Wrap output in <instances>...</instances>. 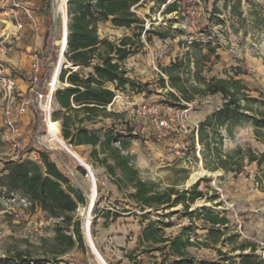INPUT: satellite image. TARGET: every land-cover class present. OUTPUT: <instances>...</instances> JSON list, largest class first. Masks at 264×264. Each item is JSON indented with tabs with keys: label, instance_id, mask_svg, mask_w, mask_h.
<instances>
[{
	"label": "trees",
	"instance_id": "obj_1",
	"mask_svg": "<svg viewBox=\"0 0 264 264\" xmlns=\"http://www.w3.org/2000/svg\"><path fill=\"white\" fill-rule=\"evenodd\" d=\"M145 0H69L66 6L67 37L64 62L58 75L63 85L54 92V99L60 110L51 113V120L61 124L63 142L69 147L89 146L92 166L103 167L118 187L128 186L131 190L129 198L141 212L143 220H149L142 230V238L158 247L149 246L140 254L157 252L159 259L153 264H264V260L253 259L242 253L249 250L252 254L256 247L241 242L237 246V235L219 232V228L227 227L229 222L225 216L214 215L208 211L190 210L191 206L205 195L195 186L178 190L174 187L161 189L158 182L142 180L134 166L135 157L127 150L133 128L124 120L119 128L121 114L108 111L116 92L129 91L137 94H153L156 90H148L150 84H140L128 78L124 62L137 54L143 47L142 36L150 41L152 36L166 39L164 32L147 30L144 22L137 16L134 8ZM153 7L164 8V14L178 10L177 0H148ZM239 1V0H238ZM217 11V10H215ZM110 23L114 28L129 31L130 35L114 41L101 39L98 35V25ZM56 29L46 32L43 51L39 56L43 73L37 76L36 93L50 80L53 66L58 63L59 53L53 44ZM198 42L187 44V52L182 58L170 62L168 66H159L161 75L157 83L164 92L159 104L167 109L184 110L196 98L219 97L221 106L201 122L196 129V141L202 148L201 157L204 167L215 172L238 175L242 172L246 158L248 164L255 163L258 170L264 167V152L255 155L250 149L237 147L231 152H223L225 137L220 133L224 129L228 136L231 129L243 125L252 127L255 138L264 144V102L261 98L250 96V89L240 79L247 74L245 66H231L225 70V76L205 78L202 76L204 63L210 55H214L220 46L206 47L207 55H202ZM192 61V67H190ZM92 72L81 76L75 70ZM108 85H112L110 89ZM36 115H38V112ZM40 117H38L39 119ZM108 120V123L105 122ZM127 131V132H126ZM194 146V140H191ZM2 137L0 135V145ZM25 154H36V159L28 155L18 160H8L0 171V192L8 197H17L23 201L32 212H38L45 220L52 222L51 236L42 238L41 244L33 251H17L0 258V264H88L78 262L72 255L79 253L93 260L87 245L82 220L77 215L78 206L86 204L83 192L77 188L68 174L59 171L56 164L49 159V154L55 153L65 164V160L75 163L76 169L86 175V171L66 151L63 153L42 152L34 145H29ZM98 182V181H97ZM258 183H264V174L257 177ZM98 187V186H97ZM101 188V187H98ZM97 205L93 204V208ZM178 206L189 218H196L209 225L208 235L204 241L191 242L186 236L188 228H183L180 234L164 237L163 228L171 227L164 219L170 218L164 212ZM159 220H150L151 214ZM158 213V214H157ZM175 212L173 214H176ZM161 214V215H160ZM104 222L114 221L118 212H101ZM96 217L90 224L94 234ZM105 226V225H104ZM231 245L229 253L217 250L218 258H195L188 248L197 245ZM239 252L236 258L231 253ZM135 251L129 252L126 258L131 264H141Z\"/></svg>",
	"mask_w": 264,
	"mask_h": 264
},
{
	"label": "rangeland",
	"instance_id": "obj_2",
	"mask_svg": "<svg viewBox=\"0 0 264 264\" xmlns=\"http://www.w3.org/2000/svg\"><path fill=\"white\" fill-rule=\"evenodd\" d=\"M177 1L179 8L171 14H164L163 7L157 9L148 0L134 8L147 30L164 32L169 36L166 39L152 36L150 41L146 40V36H142V49L124 62L128 78L140 84H150L148 90H156V93L137 94L128 90L118 91L109 110L122 115L119 119L120 129L125 132L121 125L124 120L129 123L128 129L133 128L130 147L142 157L147 166L153 167L155 170L159 168L168 170L159 181L155 179L161 189H166L167 185L178 181L182 183L177 188L178 190L189 189L198 184V190L205 197L196 201L190 210L208 211L214 215L225 216L229 222L228 226L218 229L219 232L225 233L224 238L233 234L237 235L234 246L241 242H247L256 247L254 254L246 250L242 253L244 256L264 260V183L257 182V177L264 174V167L258 170L255 163L248 164L245 158L242 172L238 175L225 173L222 170L215 172L207 170L202 162V148L196 141L195 131L206 117L221 106V99L219 97H198L184 110L167 109L159 104V101L163 99L164 92L159 89L157 83L161 75L159 66H168L170 62L176 60V57L182 58V54L187 52V44L198 42L202 55L210 54L206 49L208 45L220 46V49H217L215 53L219 59L216 60L214 55H210L208 61L204 63L203 77L207 79L212 76L221 78L225 76L224 71H228L231 66H245L247 74L241 76L240 79L250 89L251 97L261 98V101L264 102V0ZM44 2H46L44 5H35L37 0H14L13 3L4 4L0 0V33L6 29L4 39L0 37L4 55L15 51L23 52V44L27 45L32 36L36 40V28L32 27V23L29 21L32 16L30 12L37 14L42 12V8H46L51 25H53L52 28L56 29L53 44L60 54L59 42L63 35L64 23L67 24V0H44ZM130 34L129 31L122 28L112 27L110 23L98 25V35L101 39L114 41ZM40 53L39 47H35V51L31 53L36 55L35 61H40ZM63 62L64 59L61 66ZM0 64L5 66L1 57ZM56 67L57 64L53 66L49 82L43 87V91L46 92L44 98L46 102L50 100L49 83ZM190 67H192V61ZM75 71L81 76L92 72L90 69ZM20 73L18 72L16 75ZM22 74L24 75V73ZM23 80L29 82L30 77L26 76ZM63 85L65 86V84ZM108 87L113 89L112 85H108ZM56 89H58V85L55 86L51 94L52 100ZM23 95L33 100L32 92ZM50 106L51 115L58 108L52 102ZM34 107L33 105L30 109L35 115V124L30 123L22 135H17L16 128L14 131L8 130L0 119V135L2 137L0 171L8 160H18L27 155L30 158L36 157L35 153H24L29 145H34L42 152L50 150L63 153L66 151L64 148L66 147L69 150V152L66 151L67 153L70 155L75 153L78 160L82 162L81 165L79 163L81 168L86 171L84 165H87L94 175L96 187L93 204L97 205L90 210L91 179L87 177L88 181L84 184L78 179L86 204L78 206L76 213L82 220L84 232L86 223L90 222L91 224L96 217L94 234L91 233L89 226L90 239L94 248L105 264H119L117 256L110 253L109 247H106V251L99 250L100 247L96 246L94 236L100 232L101 225L106 226L109 223V221L105 223L99 216L105 208L110 207L120 212L136 209L129 198L130 188L121 186L122 194L116 196L118 185L114 179L110 180L113 194L110 193L107 200L103 201L106 197V191L101 192L104 183L103 177L106 174L105 169L100 166H92L89 148H69L63 142L61 126H59L61 144L54 141L51 135H48L45 123L42 122L39 114L36 115L35 111L40 112L41 115L43 112ZM38 117L40 118L38 119ZM105 122L108 123V120ZM220 133L225 137L223 152H231L237 147L243 150L250 149L255 155L264 152V144L255 138L252 127L249 125L232 128L229 136L224 129H221ZM37 139L41 145L37 143ZM192 139L194 146L191 143ZM14 144L17 145L16 148H13ZM59 162L58 166L62 173L68 174L72 178L68 168L74 170L75 163L68 159L65 160V164L60 159ZM167 165L171 167H167ZM175 166H181L180 169H176L181 171L177 173L179 178H175V169H173ZM183 168H187L186 175L182 173ZM78 173L81 174L79 171ZM194 173L197 174V178L192 182L191 176ZM79 174L74 175L79 177ZM175 212L178 213L173 214ZM164 214H172L167 221H164L171 224V227L165 230V234L177 235L183 228H188L189 232L186 233V236L190 238L191 242L204 241L207 238L209 225L202 220L189 218L181 206L172 208ZM150 218L156 221L154 213ZM128 224H130L129 221ZM51 229V221L45 220L38 212H32L19 198H11L2 191L0 192V258L17 251H33L41 244L42 238L51 236ZM230 248L231 245L228 244L224 246L219 244L215 247L193 245L188 248V252L197 259L202 257L218 258V249L223 253H229ZM91 254L93 260L79 253L73 254L72 258L78 262L101 264L92 252ZM238 254L237 251L231 253L230 256L236 258ZM148 258H153L155 262L159 259V254ZM149 262L151 263L149 260L146 261V264ZM235 262L239 264V259L236 258Z\"/></svg>",
	"mask_w": 264,
	"mask_h": 264
},
{
	"label": "crops",
	"instance_id": "obj_3",
	"mask_svg": "<svg viewBox=\"0 0 264 264\" xmlns=\"http://www.w3.org/2000/svg\"><path fill=\"white\" fill-rule=\"evenodd\" d=\"M45 3L46 2H44V0H37V3L35 5H44ZM45 9L46 8H42L41 10L42 12L37 13V14L34 12H30L32 16L29 21L32 23V27L36 28V35H37L36 40H35V37L32 36V38L29 39L30 41L28 40L29 42L27 45H24L22 43L23 44L22 49L24 50L23 52L15 51L8 55L1 56L3 63L8 68V73L14 74L12 76L15 79L16 89L21 94H26L29 90V87L31 85L32 74L34 71V66L38 65L39 73H43V70H44L41 65V61H35L34 58H36V55H32L31 53L35 51V47L37 46L39 47L41 51L40 56H43L46 53L45 51H43L44 39H45L46 32L52 29L53 25H51L47 10ZM6 24L8 25V23ZM10 24L13 26L11 22ZM5 31L6 29H4L0 33L1 38L4 37ZM18 72H21V73L16 75V73ZM22 73H24V75ZM26 76L30 77L29 82H26L23 80V78ZM115 99H116V96L114 100ZM111 105L112 104L108 106L107 108L108 111H110L109 107ZM1 110H2V106L0 105V112ZM31 110L32 109H29L28 113L23 118H21L15 125V128L17 129L16 132L18 133L17 135H22L23 133H25L30 123L35 124L36 118H35L34 113ZM58 110H60V107H58ZM0 125H1V122H0ZM72 148L91 149L89 146H83V145L74 146ZM127 151L130 154L134 155L135 157L134 166L138 170L139 175L142 180L156 181L155 179H157L159 181L163 177V175H165L166 171H168V170H165L166 168H159L158 170H155L153 167L147 166V164L143 161L142 157L137 152H135L131 147H129ZM72 157L73 158L75 157L78 160L77 155L75 153L74 154L72 153ZM49 159L53 163H55L59 171L62 172L58 166V163H60L59 158L54 154H49ZM77 160H76L77 163L78 161L81 162L80 160L78 161ZM167 167H171V166L167 165ZM66 168L68 167L66 166ZM73 168L74 170H71L70 168H68V170L71 171L74 184H76L77 188L81 190L80 188L81 186L79 185V182H82L84 184V182L88 181V178L84 174H79L77 169H75L76 166H73ZM180 168L181 166H175L173 168L175 169V175H176L175 178L177 177L179 178V174L177 173H180L181 171H177L176 169H180ZM183 169L184 170L182 173L186 175L187 168H183ZM74 174L75 175L79 174L78 175L79 177H76ZM103 178H104V183L102 184L101 192L106 191V197L103 199V201H105L107 200L106 198L109 196L110 193L113 194L112 192L113 187L110 183V180H113V178L109 176L107 173L104 175ZM78 179H79V182H78ZM181 184L182 183L178 181L176 183L167 185V187H174L175 189H177L179 186H181ZM120 193L122 194V189L120 187L116 188L115 195L118 196L120 195ZM100 199L102 200V197H100ZM132 205L135 206V204L133 203ZM107 211L118 212L119 217L114 221H109V223H107L106 226L101 225L102 227L100 228V232L96 234V236H94V241L96 243V246L98 248L100 247L99 250L102 249L103 251H106L107 250L106 247H109L110 253H112V255L117 256V261L119 262V264H131L126 258V255L132 251H135L138 254L137 259L141 261V264H146V261L148 260L151 261V263L149 262L147 264H153L152 263L154 262L153 258H148V257H151V256L154 257L155 255H158L157 252H152L149 254H145V253L140 254L141 251L145 250L149 246H152V247L159 246V243H156V245H151L153 243L146 242L142 238V230L145 228L146 224L149 221V220H143L142 218V215L145 212H141L138 208L132 209L129 211L122 210V212H120V211H117L116 209L114 210L110 207H107L102 211V213L107 212ZM150 220L152 219L150 218ZM157 220H159L158 217H156V221ZM128 221L130 222V224H128ZM164 221H167V219H164ZM166 229H169V227L163 228L164 237L169 238V237L175 236V235L169 236L165 234Z\"/></svg>",
	"mask_w": 264,
	"mask_h": 264
},
{
	"label": "built area",
	"instance_id": "obj_4",
	"mask_svg": "<svg viewBox=\"0 0 264 264\" xmlns=\"http://www.w3.org/2000/svg\"><path fill=\"white\" fill-rule=\"evenodd\" d=\"M4 4L7 3H13L14 0H2ZM66 23H64L65 27ZM0 42V57L4 55V47ZM39 74V67L38 65L34 66V71L32 74L31 79V85L29 87L28 92H34L36 89V81L37 76ZM54 90L50 88V96ZM46 92L41 91L35 94V96L32 99L26 98L23 94L17 91L16 89V83L14 77L11 75V73H8V68L4 66L3 64H0V105L2 104V110L0 112V119L4 122L5 127L8 130L14 131L15 125L17 122L23 118L29 111L33 105L34 108L43 112L41 115L40 112H38L39 116L41 117L42 122L45 123L47 127V133H48V124L51 122V106H50V100H48V109L45 108V105L47 104L46 101H44V98L46 97ZM37 107V108H36ZM58 124V122H56ZM59 126V125H58ZM49 135V133H48ZM37 143H39L37 139ZM41 145V144H40ZM17 145L14 144L13 148H16ZM65 150L68 151V148L64 147ZM36 159V157H34ZM86 169V177H89L91 179V182H93L94 186L96 187V180L94 179V175L90 171V168L87 165H84ZM23 202V201H22ZM24 205H26L23 202Z\"/></svg>",
	"mask_w": 264,
	"mask_h": 264
},
{
	"label": "bare ground",
	"instance_id": "obj_5",
	"mask_svg": "<svg viewBox=\"0 0 264 264\" xmlns=\"http://www.w3.org/2000/svg\"><path fill=\"white\" fill-rule=\"evenodd\" d=\"M60 46H61V49H60V53L61 52H64V50H66V46H64V39L61 38L60 40ZM60 55V54H59ZM62 60H63V57L61 58V61H60V66H61V63H62ZM58 73H59V69H55L54 73H53V77L51 79V82L49 83V87L54 90L55 89V86L58 85ZM49 102V101H48ZM48 102L47 104L45 105V108L48 109ZM50 102H52V104H54L51 96H50ZM48 133L49 135H51V137L53 138L54 141H56L57 143H60L61 144V141H60V138H59V126L56 122H49L48 124ZM72 155V154H71ZM82 164V162H80ZM197 178V174L194 173L192 176H191V180L192 182L195 181ZM190 180V181H191ZM191 182V183H192ZM91 195L89 197V199L91 200V207H90V210L92 209L93 207V200H94V196H95V186L93 184V182H91ZM190 183V184H191ZM89 208V207H88ZM88 213V212H87ZM88 223H86V226L85 228L88 226ZM89 237H90V234H89Z\"/></svg>",
	"mask_w": 264,
	"mask_h": 264
},
{
	"label": "water",
	"instance_id": "obj_6",
	"mask_svg": "<svg viewBox=\"0 0 264 264\" xmlns=\"http://www.w3.org/2000/svg\"><path fill=\"white\" fill-rule=\"evenodd\" d=\"M68 1L69 0H67V2H66V6H67ZM66 37H67V24L64 27V31H63V35H62V39H64V46H66ZM64 52H65V50H64ZM64 52H61L60 55H59V60H58L57 67H56L57 69H60V61H61V58L63 57ZM62 86L63 85L58 80V88H61ZM53 102H54L55 107L58 108L59 106H58L57 102L54 99H53ZM58 125L61 126L60 122H58ZM67 152H69V150ZM78 163H80V162L78 161ZM80 165H81V163H80ZM89 226H90V222L88 223V226L85 228L86 242H87L91 252L93 253V255H95V257L100 261L101 264H105L104 261L102 260V258L97 253L96 249L94 248V245H93V243H92V241H91V239L89 237Z\"/></svg>",
	"mask_w": 264,
	"mask_h": 264
}]
</instances>
